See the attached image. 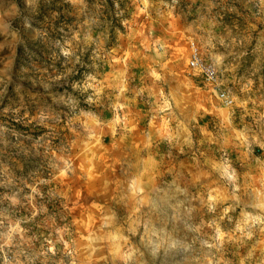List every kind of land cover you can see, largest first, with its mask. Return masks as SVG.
Listing matches in <instances>:
<instances>
[{
  "label": "clouds",
  "instance_id": "1",
  "mask_svg": "<svg viewBox=\"0 0 264 264\" xmlns=\"http://www.w3.org/2000/svg\"><path fill=\"white\" fill-rule=\"evenodd\" d=\"M12 3L0 264H264V0Z\"/></svg>",
  "mask_w": 264,
  "mask_h": 264
},
{
  "label": "rangeland",
  "instance_id": "2",
  "mask_svg": "<svg viewBox=\"0 0 264 264\" xmlns=\"http://www.w3.org/2000/svg\"><path fill=\"white\" fill-rule=\"evenodd\" d=\"M21 8L24 7V0H18ZM196 5L192 4V0H182V8L178 9V14L191 16L194 12ZM16 8L12 3V0H0V22H3L4 18L15 17ZM6 61H0V70L5 67Z\"/></svg>",
  "mask_w": 264,
  "mask_h": 264
}]
</instances>
